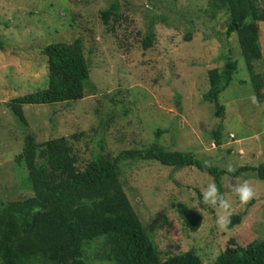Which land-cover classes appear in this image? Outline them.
Returning <instances> with one entry per match:
<instances>
[{
	"label": "rangeland",
	"instance_id": "rangeland-1",
	"mask_svg": "<svg viewBox=\"0 0 264 264\" xmlns=\"http://www.w3.org/2000/svg\"><path fill=\"white\" fill-rule=\"evenodd\" d=\"M119 1L123 14L112 30L100 17L109 0H0V39L6 48H0V201L33 196L24 187L29 185L24 164L16 163L26 131L35 134L38 143L84 134L73 143L82 161L100 151L116 157L124 150L142 149L156 140L157 129H163L161 145L171 151L192 152L207 164L222 169L230 165L234 170L264 164V103L254 93L237 34L229 48L238 70L219 97L226 107L224 120L215 115L212 103L204 101L210 87L209 70L224 66L227 48L221 39L227 15L218 12L211 17L208 0ZM60 4L69 8L75 22L62 9L58 11ZM151 24L155 25V43L144 50L142 41ZM55 29L67 38L83 37L85 53L91 57L93 85L81 101L55 107L23 106L29 124L26 130L8 104L48 87L47 69L32 46H41L40 40L49 39ZM261 45L263 58L256 70L263 74L264 23ZM13 48L24 49V57L19 58ZM121 170L125 193L163 258L194 249L204 264H210L230 239L243 247L264 240V181L254 172L222 178V194L231 205L223 210L200 205V190L215 180L196 167L176 169L141 160L124 162ZM244 180L255 193L246 203L232 191L233 185ZM177 203L200 213L202 225L197 232L186 228L174 206ZM236 214L245 217L230 228ZM217 215H227L224 227L217 225Z\"/></svg>",
	"mask_w": 264,
	"mask_h": 264
},
{
	"label": "trees",
	"instance_id": "trees-1",
	"mask_svg": "<svg viewBox=\"0 0 264 264\" xmlns=\"http://www.w3.org/2000/svg\"><path fill=\"white\" fill-rule=\"evenodd\" d=\"M109 1V5L100 10V17L102 23L113 30L122 18V5L119 0ZM208 1L211 17L224 12L228 18L221 39L223 47L227 48L224 66L209 70L210 87L204 95V101L215 106V115L224 120L226 107L219 97L230 87L238 70V62L233 59L229 48L234 34L238 36L257 100L264 103V73L256 70L257 63L263 58L264 0ZM60 9L75 22L67 6L60 4L58 11ZM187 21L192 22L188 18ZM55 31L49 39L40 40L42 47L32 46L41 54V62L47 69L48 87L8 104L26 130L29 124L23 106L55 107L81 101L93 85L91 57L85 53L83 37L67 38L64 32ZM191 35V32L186 35L187 41ZM155 38V25L151 24L142 41L143 49H151ZM3 43L0 39V48L5 50ZM23 51L13 48L19 58L24 57ZM89 52L92 54L91 50ZM164 133L165 130L157 129L156 140L142 149L124 150L116 157L100 151L91 160L82 161L73 143L80 141L84 134L52 137L38 143L36 135L26 131L16 163L24 164L29 182L24 187L28 186L33 196L0 201V264H204L194 249L162 257L152 233L136 214L125 193L121 181L122 164L143 160L176 169L196 167L214 178L221 193L222 178L226 175L240 178L254 172L264 181V164L243 165L228 173L226 169L207 164L192 152L169 150L160 144ZM216 139L220 145V138ZM13 187L15 190L17 186ZM200 205L205 207L201 202ZM174 206L181 213L186 228L197 232L202 225L200 213L184 203ZM244 217L245 214L233 215L229 227L240 225ZM228 243L216 261L210 264H264V240L246 247L234 239Z\"/></svg>",
	"mask_w": 264,
	"mask_h": 264
},
{
	"label": "clouds",
	"instance_id": "clouds-1",
	"mask_svg": "<svg viewBox=\"0 0 264 264\" xmlns=\"http://www.w3.org/2000/svg\"><path fill=\"white\" fill-rule=\"evenodd\" d=\"M250 99L253 103L257 102L255 96H252ZM226 171L231 173L234 169L229 165ZM232 191L242 203H246L252 199L255 194L252 185L247 180H244L237 185H233ZM200 202L206 206L219 207L223 210H228L231 207L229 201L225 199L215 183H208L206 188L200 190ZM193 207L203 215V212L199 207L195 205ZM216 223L218 226L224 227L228 223L227 215H217Z\"/></svg>",
	"mask_w": 264,
	"mask_h": 264
}]
</instances>
